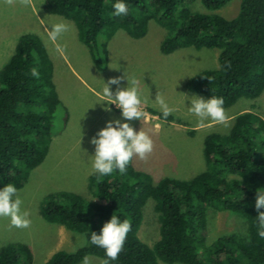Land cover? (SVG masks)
I'll list each match as a JSON object with an SVG mask.
<instances>
[{"label": "trees", "instance_id": "obj_1", "mask_svg": "<svg viewBox=\"0 0 264 264\" xmlns=\"http://www.w3.org/2000/svg\"><path fill=\"white\" fill-rule=\"evenodd\" d=\"M195 1L214 12L234 0H126L129 14L121 17L111 15L115 0H44L42 9L75 24L99 71L108 62V42L117 31L141 39L154 21L167 32L159 46L164 55L186 48L218 50L217 68L186 80L187 91L207 99L222 97L225 109L241 98H258L264 91V0H240L231 19L192 11ZM100 35L103 41L98 42ZM33 67L38 68V78L31 74ZM52 76L44 40L22 34L0 69V188L14 183L20 190L43 163L58 108L64 112L63 126L68 122ZM167 120L174 121L171 116ZM203 158L206 170L188 180L164 177L153 184L131 161L124 175L114 172L98 179L90 174L89 199L68 191L47 195L40 207L42 218L84 235L86 244L74 252L56 251L44 264H79L85 255L103 262L104 250L87 241L113 214L128 219L132 229L111 264H264V238L258 235L255 209L256 192L264 191V118L241 113L227 134L206 135ZM149 198L155 201L159 223V239L151 247L138 236ZM210 211L240 217L246 232L209 242ZM32 263L31 250L23 243L0 248V264Z\"/></svg>", "mask_w": 264, "mask_h": 264}, {"label": "rangeland", "instance_id": "obj_2", "mask_svg": "<svg viewBox=\"0 0 264 264\" xmlns=\"http://www.w3.org/2000/svg\"><path fill=\"white\" fill-rule=\"evenodd\" d=\"M43 2L0 0V69L12 55L22 34L38 35L46 44L53 63V83L68 112V122L63 126L64 112L58 108L48 154L43 163L30 173L18 193L24 201L23 207L31 214L30 227L16 228L8 218L0 217V248L7 244L23 243L31 250L32 264H44L56 251L74 252L86 244L84 235L45 221L40 207L47 195L59 191L91 198L87 173L91 171L88 157L94 153V146L90 141L107 120L120 118V111L114 105H108L112 101L102 93L109 80L123 78L125 74L139 82V91L147 101L141 107L148 113V120H133L130 123L137 131L141 129L151 136L154 150L144 160L134 157L132 165L147 173L153 184L164 177L188 180L205 171V136L210 133L227 134L235 116L253 112L264 118V91L256 99L241 98L225 109L228 119L223 123L205 121V126L200 127L199 118L188 112L190 103L186 97L196 95L207 98L187 91L184 82L203 70L217 68L218 50L186 48L164 55L159 46L167 32L156 22L150 21L147 34L141 39H133L124 31H117L108 42V62L99 71L91 60L88 48L80 41L75 24L45 13ZM239 3L240 0H234L220 10L210 12L195 1L190 9L231 19L236 15ZM60 22L70 25L69 30L56 41L48 39L50 26ZM101 41L103 35L98 37V42ZM126 85L127 81L121 79V87ZM111 88L115 91L116 85ZM158 93L163 94L166 102L174 108L169 115L174 121L164 120L150 112L161 113L160 106L153 103ZM105 107H111L112 112H105ZM154 205L152 198L146 201L138 232L140 240L149 247L159 239L158 214L154 211ZM208 229V241L211 242L223 234H244L246 223L229 212L210 211ZM92 264H102V261L93 257ZM158 264L165 263L158 261Z\"/></svg>", "mask_w": 264, "mask_h": 264}, {"label": "clouds", "instance_id": "obj_3", "mask_svg": "<svg viewBox=\"0 0 264 264\" xmlns=\"http://www.w3.org/2000/svg\"><path fill=\"white\" fill-rule=\"evenodd\" d=\"M114 17L127 16L129 14L126 0H115L112 4ZM48 29V39L56 41L63 33L67 32L70 25L64 22L56 23ZM33 77L39 76L38 68L31 69ZM121 79L127 81L126 87H121ZM138 80L135 77L113 78L105 83L102 93L105 98L112 101L108 105H115L120 111V118L109 119L103 128L96 132L90 143L94 146V153L89 156L90 167L98 179L111 176L114 172L120 175L127 173L128 166L134 157L146 159L154 150V142L151 136L143 131H137L130 123L133 120L141 121L148 117V113L142 110V105L147 103L138 88ZM116 85L115 91L111 86ZM186 97V96H185ZM190 107L187 110L199 118L200 127L205 126V121L223 123L228 117L225 113L224 99L211 96L204 99L196 95L186 97ZM160 106L162 119L166 120L172 114L174 108L165 100L163 94L158 93L155 101ZM105 112L111 113V107H105ZM19 189L14 183H8L0 188V217L8 218L13 227L29 228L32 220L30 212L23 207L24 201L20 197ZM255 209L258 225V235L264 238V191H257L255 196ZM132 225L128 219H121L119 215H112L103 224L99 234L91 232L87 243L104 250L105 259L102 264H111L123 251L128 233ZM93 257L85 255L82 264H92Z\"/></svg>", "mask_w": 264, "mask_h": 264}, {"label": "crops", "instance_id": "obj_4", "mask_svg": "<svg viewBox=\"0 0 264 264\" xmlns=\"http://www.w3.org/2000/svg\"><path fill=\"white\" fill-rule=\"evenodd\" d=\"M65 62H66V60H65ZM186 80H188V79H186ZM185 83V82H184ZM104 101L106 102L107 100L106 99H104ZM115 114V113H114ZM132 163H133V160H132ZM92 173H94L93 171H92V169H91V171H89L88 173H87V177L90 175V174H92Z\"/></svg>", "mask_w": 264, "mask_h": 264}, {"label": "built area", "instance_id": "obj_5", "mask_svg": "<svg viewBox=\"0 0 264 264\" xmlns=\"http://www.w3.org/2000/svg\"><path fill=\"white\" fill-rule=\"evenodd\" d=\"M114 107L116 108V106L114 105ZM146 112V111H145ZM146 120H148V117L146 118Z\"/></svg>", "mask_w": 264, "mask_h": 264}]
</instances>
